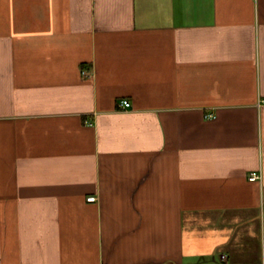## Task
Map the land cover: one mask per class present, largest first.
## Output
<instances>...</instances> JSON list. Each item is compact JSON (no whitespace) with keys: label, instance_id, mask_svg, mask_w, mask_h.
Masks as SVG:
<instances>
[{"label":"crops","instance_id":"obj_1","mask_svg":"<svg viewBox=\"0 0 264 264\" xmlns=\"http://www.w3.org/2000/svg\"><path fill=\"white\" fill-rule=\"evenodd\" d=\"M262 235L264 0H0V264H262Z\"/></svg>","mask_w":264,"mask_h":264},{"label":"built area","instance_id":"obj_2","mask_svg":"<svg viewBox=\"0 0 264 264\" xmlns=\"http://www.w3.org/2000/svg\"><path fill=\"white\" fill-rule=\"evenodd\" d=\"M119 105L121 108L126 109L130 106V103L128 100L123 99L119 102ZM207 117L211 118V117H213V115L208 114ZM260 177H261V175H260L259 171H252L249 173V176H248L249 180H257V179H260ZM93 199H95L94 196L87 197V200H89V201H92ZM261 244H262V246H264V235L261 236ZM221 258L224 259V255H221ZM262 264H264V263H262Z\"/></svg>","mask_w":264,"mask_h":264}]
</instances>
